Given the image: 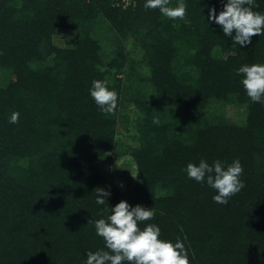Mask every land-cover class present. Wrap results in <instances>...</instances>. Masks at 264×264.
<instances>
[{
    "label": "trees",
    "instance_id": "trees-1",
    "mask_svg": "<svg viewBox=\"0 0 264 264\" xmlns=\"http://www.w3.org/2000/svg\"><path fill=\"white\" fill-rule=\"evenodd\" d=\"M145 3L0 0V264H86L89 251L107 250L94 222L122 200L154 207L139 227L182 241L190 264H264V103L236 74L264 64V35L241 47L210 22L227 0H184V20ZM60 31L75 38L60 45ZM94 80L118 94L114 114L91 97ZM229 104L245 110L242 121L210 113ZM124 155L134 171L120 169L121 188L103 165ZM237 159L245 187L227 205L185 170ZM97 188L110 192L102 205Z\"/></svg>",
    "mask_w": 264,
    "mask_h": 264
},
{
    "label": "clouds",
    "instance_id": "clouds-1",
    "mask_svg": "<svg viewBox=\"0 0 264 264\" xmlns=\"http://www.w3.org/2000/svg\"><path fill=\"white\" fill-rule=\"evenodd\" d=\"M170 2L146 0L144 7L159 9L163 16L172 20H184L187 9L184 0H179L175 7L169 6ZM256 7L255 0H227L218 15L216 9L211 8L208 19L221 26L225 36L243 47L251 44L252 37L264 35V14L254 11ZM236 74L242 75L241 83L251 102L264 103V64L243 65ZM107 83L106 80H94L90 95L103 114L112 115L117 108L118 94L109 90ZM18 121L19 113L13 112L9 123ZM153 123L159 124V121L154 119ZM185 170L190 179L206 182L214 189L217 194L213 200L222 205H227L229 199L245 187L240 179L243 166L238 159L227 167L219 160L211 166L200 160L198 165L188 163ZM95 191L96 203L104 204L110 192L101 188ZM154 216V207L148 209L139 204L132 207L126 201H120L111 208L110 215L94 222L96 234L103 238L107 250L89 251L86 264H190L182 241L177 239L173 243L160 239L161 230L156 224H146L143 229L139 227Z\"/></svg>",
    "mask_w": 264,
    "mask_h": 264
},
{
    "label": "rangeland",
    "instance_id": "rangeland-1",
    "mask_svg": "<svg viewBox=\"0 0 264 264\" xmlns=\"http://www.w3.org/2000/svg\"><path fill=\"white\" fill-rule=\"evenodd\" d=\"M113 36V32H108V29L106 28V35L105 38L107 39L104 43H107L111 41ZM73 38H75V33L70 31H60L54 38L55 42L64 45L67 43V41H71ZM130 48V47H129ZM128 48V49H129ZM131 56L136 60L140 61L142 58V51L139 49H135V51H132ZM142 71L144 73H148V70L140 66ZM127 112L131 117H134L132 104H127ZM211 114H217L220 113L224 115L227 119L240 122L242 121L245 116V110L243 108L238 107L235 104H229L225 106L221 105H214L212 108H210ZM122 134L120 135V138L123 140L129 141V139L126 137V130L123 128V126H119ZM125 168L130 173L134 171V163L130 155H124V156H115L114 162L110 165H103V169L105 170V174L107 176V179L110 182V185H118L121 188L125 187V180L120 176L121 171L120 169Z\"/></svg>",
    "mask_w": 264,
    "mask_h": 264
},
{
    "label": "built area",
    "instance_id": "built-area-1",
    "mask_svg": "<svg viewBox=\"0 0 264 264\" xmlns=\"http://www.w3.org/2000/svg\"><path fill=\"white\" fill-rule=\"evenodd\" d=\"M125 4H129L131 0H122Z\"/></svg>",
    "mask_w": 264,
    "mask_h": 264
}]
</instances>
